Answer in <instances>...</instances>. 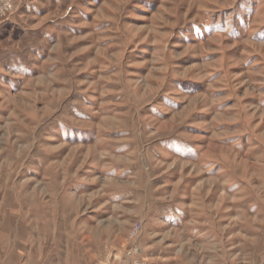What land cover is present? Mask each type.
Instances as JSON below:
<instances>
[{"label": "rangeland", "instance_id": "374dc122", "mask_svg": "<svg viewBox=\"0 0 264 264\" xmlns=\"http://www.w3.org/2000/svg\"><path fill=\"white\" fill-rule=\"evenodd\" d=\"M12 5L0 264H264V0Z\"/></svg>", "mask_w": 264, "mask_h": 264}, {"label": "built area", "instance_id": "2783aa9c", "mask_svg": "<svg viewBox=\"0 0 264 264\" xmlns=\"http://www.w3.org/2000/svg\"><path fill=\"white\" fill-rule=\"evenodd\" d=\"M12 8V0H0V18L9 13Z\"/></svg>", "mask_w": 264, "mask_h": 264}]
</instances>
